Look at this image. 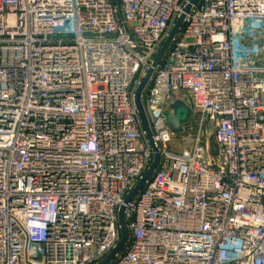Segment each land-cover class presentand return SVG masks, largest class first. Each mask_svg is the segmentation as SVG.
<instances>
[{
    "label": "built area",
    "instance_id": "built-area-1",
    "mask_svg": "<svg viewBox=\"0 0 264 264\" xmlns=\"http://www.w3.org/2000/svg\"><path fill=\"white\" fill-rule=\"evenodd\" d=\"M190 1L0 0V264L120 242L155 159L136 93L182 15L142 97L160 163L109 264H264V0Z\"/></svg>",
    "mask_w": 264,
    "mask_h": 264
},
{
    "label": "water",
    "instance_id": "water-1",
    "mask_svg": "<svg viewBox=\"0 0 264 264\" xmlns=\"http://www.w3.org/2000/svg\"><path fill=\"white\" fill-rule=\"evenodd\" d=\"M197 0H191L189 5L186 8V11H189L190 8L194 3H196ZM184 21V15H182L178 21L176 22L175 26L170 32V35L168 38L165 40L164 44L162 45L159 53L155 55V60L148 70L146 76L142 80L137 93H136V104L139 110L140 118L142 121V124L144 126V129L147 133L148 138L150 139L153 150L155 153V159L150 166V168L146 171L144 174L143 178L140 180L138 185L135 187V189L126 197L124 204L122 205L120 212H119V221L122 229V238L120 242L117 244V246L109 253V255L99 264H109L115 256L125 247L127 244V241L129 239V229L126 223L125 219V210H126V204L140 191V189L144 186V184L151 178V176L154 174L156 169L159 166L160 163V153L159 150L156 146V144L152 141V131L150 128L149 120L145 111V107L143 104V93L145 91V88L147 84L149 83L155 68L159 65L161 60L164 58L166 52L168 51L169 47L173 43L174 38L179 32L180 27L182 26ZM67 38H72V36H67ZM171 109L173 110L172 112L167 113V120H168V125L172 132L175 134H180L183 131V126L185 123H187L191 116H192V109L191 107L184 102L183 100H176L174 103L171 104ZM182 111L184 113H182Z\"/></svg>",
    "mask_w": 264,
    "mask_h": 264
},
{
    "label": "rangeland",
    "instance_id": "rangeland-1",
    "mask_svg": "<svg viewBox=\"0 0 264 264\" xmlns=\"http://www.w3.org/2000/svg\"><path fill=\"white\" fill-rule=\"evenodd\" d=\"M194 113V117L197 118L198 116V113L196 111H193ZM182 113H184L182 111ZM194 127L196 126V123H194ZM192 124H190L189 126H191ZM188 132H191L190 130H188ZM207 135H208V138L210 140V142L213 141V129L211 126H208L207 128ZM173 148L178 151V152H183L185 150H188L189 148H191L192 146V142L191 140L188 139V137H186L185 135H177L176 138L174 139L173 141V144H172Z\"/></svg>",
    "mask_w": 264,
    "mask_h": 264
}]
</instances>
